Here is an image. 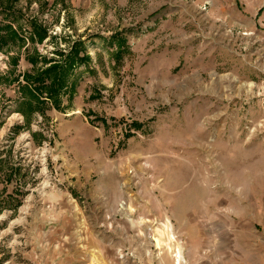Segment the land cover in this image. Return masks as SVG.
<instances>
[{"label": "rangeland", "instance_id": "obj_1", "mask_svg": "<svg viewBox=\"0 0 264 264\" xmlns=\"http://www.w3.org/2000/svg\"><path fill=\"white\" fill-rule=\"evenodd\" d=\"M8 5L0 24L25 45L0 50V264H197L227 248L258 205L256 171L264 193V0ZM76 43L90 60L73 99L28 121L26 56Z\"/></svg>", "mask_w": 264, "mask_h": 264}, {"label": "trees", "instance_id": "obj_2", "mask_svg": "<svg viewBox=\"0 0 264 264\" xmlns=\"http://www.w3.org/2000/svg\"><path fill=\"white\" fill-rule=\"evenodd\" d=\"M18 0H8L11 7L13 2ZM12 16L13 10L5 9ZM9 17V16H7ZM14 20V19H13ZM9 21L4 19V22ZM32 28L31 40L32 42L38 41V43L44 42L49 36L47 28L42 26L37 21L30 22ZM1 32L5 34L2 36ZM9 41L16 45H25V38L22 36L21 31L15 29L12 24H0V42L4 44L0 45V50L3 46L8 45ZM82 44H74L67 53H58L56 56L59 60H48L42 57L33 50L32 56H26L27 61L33 66L31 72H27L23 75V82L20 81L19 75L16 77V82L19 85L20 93L23 97L21 102V109L24 116L29 121V112L33 110L45 113L49 103L53 105L55 109H61L62 96L67 95L73 99L76 93L77 85L71 81V77H74L75 70L80 66L87 64L90 60L88 56H81L85 53V49L82 48ZM84 49V50H83ZM28 53L29 50H26ZM18 60L12 59V67L16 68ZM42 63L40 68L39 64ZM26 111L27 113H25ZM135 128H142L139 124H132Z\"/></svg>", "mask_w": 264, "mask_h": 264}, {"label": "crops", "instance_id": "obj_3", "mask_svg": "<svg viewBox=\"0 0 264 264\" xmlns=\"http://www.w3.org/2000/svg\"><path fill=\"white\" fill-rule=\"evenodd\" d=\"M222 7L224 8V5ZM247 24L248 29H253V25H256L255 22L252 24V21ZM257 173L258 171L255 180L250 182L251 190L245 198L251 205L258 204L256 210L250 217L240 216L237 222L230 225L231 228L227 232L232 240L227 248L214 251L206 259L198 252L197 264H264V193L256 190L261 186L260 181H257Z\"/></svg>", "mask_w": 264, "mask_h": 264}, {"label": "bare ground", "instance_id": "obj_4", "mask_svg": "<svg viewBox=\"0 0 264 264\" xmlns=\"http://www.w3.org/2000/svg\"><path fill=\"white\" fill-rule=\"evenodd\" d=\"M172 238L175 239L174 236H172ZM178 263L180 264V262H178Z\"/></svg>", "mask_w": 264, "mask_h": 264}]
</instances>
